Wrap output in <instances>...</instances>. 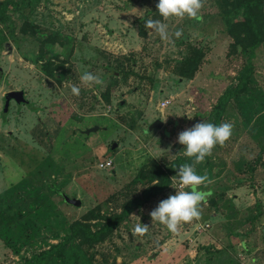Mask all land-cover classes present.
Masks as SVG:
<instances>
[{
    "label": "rangeland",
    "instance_id": "obj_1",
    "mask_svg": "<svg viewBox=\"0 0 264 264\" xmlns=\"http://www.w3.org/2000/svg\"><path fill=\"white\" fill-rule=\"evenodd\" d=\"M157 3L32 0L0 22V264H26L64 241L73 223L97 229L121 213L146 188L132 184L142 167L157 161L167 169L183 156L178 134L198 122L215 124V106L248 70L249 55L229 54L227 24L239 16H226L223 0H206L201 21H162L169 33L183 30L174 43L145 29L147 19L162 20ZM26 22L39 26L35 38L20 33ZM54 34L59 42L44 50L58 64L69 62L57 72L62 83L32 59ZM195 51L203 59L190 80L180 72ZM252 62L246 93L222 118L233 125L230 139L196 166L208 177L199 220L182 223L175 234L151 222L150 212L175 194L172 183L105 241L94 247L72 242L36 264H264V44ZM84 72L104 83L82 84ZM12 91H23L27 103L12 101L3 115ZM157 120L164 126L149 131ZM107 161L113 166L102 168ZM140 222L149 225L144 236L133 234Z\"/></svg>",
    "mask_w": 264,
    "mask_h": 264
},
{
    "label": "trees",
    "instance_id": "obj_2",
    "mask_svg": "<svg viewBox=\"0 0 264 264\" xmlns=\"http://www.w3.org/2000/svg\"><path fill=\"white\" fill-rule=\"evenodd\" d=\"M32 0H3L0 2V22H5L9 19L8 12H20ZM223 13L226 16L233 14L239 16V19L234 20L229 18L227 24V34L232 39L230 45V55H249L248 70L241 76L239 83L230 91L225 93L219 100V103L212 111L215 116V125L222 122V118L230 102L241 94L246 93L247 87L254 73L253 59L256 57V51L264 44V0H223L221 6ZM40 28L34 22H26L20 33L31 35L34 38L37 36ZM142 36L145 33L142 32ZM59 35H50L41 42L39 56H34L32 59L38 65V69L48 77L54 79L57 83H62L61 74L57 73L60 69H65V64L68 61H60L59 64L53 61L55 57H47L45 46L47 44L58 43ZM2 42H6L7 38L2 36ZM65 46V42H60ZM194 57L185 62V66L180 72V75L187 79H193L199 71L201 60L203 59L202 51H195ZM59 59V57H56ZM3 115H5L3 113ZM183 163H191V161L179 156L174 159L168 168H164L157 161L142 167L138 175L133 180V185H144L146 188L140 196L130 199L122 206V212L113 214L104 219L102 225L94 229L90 222L77 221L71 225V233L65 236L64 241L59 244L52 245L49 250L36 255L33 259L26 261V264L41 263L43 259H52L53 254L67 247L72 242H78L81 246L94 247L95 245L105 241L110 237L120 225L129 218L133 210L142 207L149 203L158 193L165 191L172 185V175L177 174V169Z\"/></svg>",
    "mask_w": 264,
    "mask_h": 264
},
{
    "label": "clouds",
    "instance_id": "obj_3",
    "mask_svg": "<svg viewBox=\"0 0 264 264\" xmlns=\"http://www.w3.org/2000/svg\"><path fill=\"white\" fill-rule=\"evenodd\" d=\"M206 0H158L157 13L162 18H149L145 21V29L151 30L163 41L174 43L172 37L180 39L183 30L178 29L169 33L168 25L162 21L172 18L201 21V10ZM82 84L92 87L102 85L103 79L91 72H84L80 76ZM71 93L79 96L80 88L73 85ZM233 132V125L225 122L219 125L205 121L198 122L193 127L185 129L178 134L177 143L183 146L181 154L191 163H183L177 169V174L172 178L176 185L174 195L161 200L156 208L150 212L151 222H158L175 234L182 223L192 222L201 218V205L206 201V194L201 191V186L206 185L208 177L197 173L196 166L202 164L205 158L212 154L216 145L224 146ZM149 231V225L136 224L134 235L144 236Z\"/></svg>",
    "mask_w": 264,
    "mask_h": 264
},
{
    "label": "water",
    "instance_id": "obj_4",
    "mask_svg": "<svg viewBox=\"0 0 264 264\" xmlns=\"http://www.w3.org/2000/svg\"><path fill=\"white\" fill-rule=\"evenodd\" d=\"M15 101L18 105L21 104H26L27 103V99L25 96V93L23 91H12L9 92L6 97L4 98V114H7L10 106H11V102ZM164 126V122L162 120H157L154 123H152L149 127V131H152L154 129H161ZM98 131V128H92V129H88L85 131L86 134H90L92 132H96ZM117 147V144L113 145V149H115ZM66 203L74 205V206H81V201L77 200V199H71L67 196H64Z\"/></svg>",
    "mask_w": 264,
    "mask_h": 264
},
{
    "label": "built area",
    "instance_id": "obj_5",
    "mask_svg": "<svg viewBox=\"0 0 264 264\" xmlns=\"http://www.w3.org/2000/svg\"><path fill=\"white\" fill-rule=\"evenodd\" d=\"M168 105V102H163L162 103V107L165 108ZM113 163L111 161H107L106 163H103L101 165L102 168H111L113 165Z\"/></svg>",
    "mask_w": 264,
    "mask_h": 264
}]
</instances>
